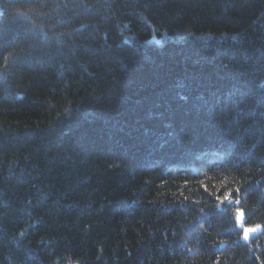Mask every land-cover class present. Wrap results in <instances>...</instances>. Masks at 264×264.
Returning a JSON list of instances; mask_svg holds the SVG:
<instances>
[{"label": "trees", "instance_id": "trees-1", "mask_svg": "<svg viewBox=\"0 0 264 264\" xmlns=\"http://www.w3.org/2000/svg\"><path fill=\"white\" fill-rule=\"evenodd\" d=\"M0 264H264V0H0Z\"/></svg>", "mask_w": 264, "mask_h": 264}, {"label": "water", "instance_id": "water-1", "mask_svg": "<svg viewBox=\"0 0 264 264\" xmlns=\"http://www.w3.org/2000/svg\"><path fill=\"white\" fill-rule=\"evenodd\" d=\"M238 222H239L240 224H242L243 219L240 218ZM251 236H252V231L249 230V229H246V230L244 231V240H245L246 242H248V241L250 240Z\"/></svg>", "mask_w": 264, "mask_h": 264}, {"label": "bare ground", "instance_id": "bare-ground-1", "mask_svg": "<svg viewBox=\"0 0 264 264\" xmlns=\"http://www.w3.org/2000/svg\"><path fill=\"white\" fill-rule=\"evenodd\" d=\"M240 218H242V219H243V217H239V218H238V221H239V219H240ZM242 223H243V222H242ZM251 231H252V230H251ZM252 232H253V231H252Z\"/></svg>", "mask_w": 264, "mask_h": 264}]
</instances>
